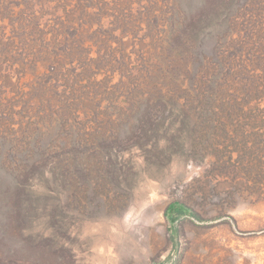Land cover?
Instances as JSON below:
<instances>
[{"label":"rangeland","instance_id":"obj_1","mask_svg":"<svg viewBox=\"0 0 264 264\" xmlns=\"http://www.w3.org/2000/svg\"><path fill=\"white\" fill-rule=\"evenodd\" d=\"M220 3L0 0V264H264V11L202 43Z\"/></svg>","mask_w":264,"mask_h":264},{"label":"trees","instance_id":"obj_2","mask_svg":"<svg viewBox=\"0 0 264 264\" xmlns=\"http://www.w3.org/2000/svg\"><path fill=\"white\" fill-rule=\"evenodd\" d=\"M221 3L217 5V10L209 13L202 12L199 18V24H202L203 33L199 36V41L205 43V38L210 39L213 34L219 35L221 29L229 24H234L235 21L241 15H247V13L255 14L258 9L264 11V0H220ZM208 0H204V4H207ZM251 17L256 18L253 15ZM258 18V17H257ZM261 18V17H260ZM193 23V22H192ZM192 25L190 30L192 31ZM212 49H206L205 55L214 57V54L209 52ZM214 62L215 59H213ZM255 64L260 65V60H256ZM223 66V64H221ZM223 69V68H222ZM260 78V76H258ZM262 78V77H261ZM191 215L190 210L182 203H171L165 211V216L172 224V235L175 234V224L183 217Z\"/></svg>","mask_w":264,"mask_h":264}]
</instances>
